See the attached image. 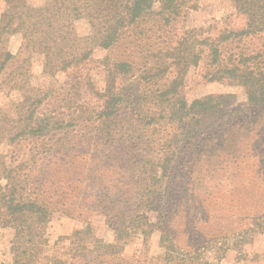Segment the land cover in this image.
I'll list each match as a JSON object with an SVG mask.
<instances>
[{
  "label": "trees",
  "instance_id": "1",
  "mask_svg": "<svg viewBox=\"0 0 264 264\" xmlns=\"http://www.w3.org/2000/svg\"><path fill=\"white\" fill-rule=\"evenodd\" d=\"M231 3L244 16L245 26L211 34L187 23L186 10H196L199 0H50L45 7L32 6L28 0H6L0 18V144L7 141L14 146L15 163L9 165L0 154V229L15 230L12 264H48L39 258L55 212L83 218L85 227L75 231L72 243L88 238L101 243L95 251L83 246L82 255H93L99 264H191L171 252L181 254L189 248L196 253L206 247L192 235L197 224L191 222V240L183 247V231L170 230L169 223L161 226L167 250L163 258L151 261L147 253L124 254L132 234L141 231L147 236L151 231L146 228L151 211L168 215L171 207L175 216L180 215L183 202L173 192L178 179L173 184L168 180L170 170L187 159L180 156L196 149L211 154L242 127L238 126L244 118L227 119L232 114L221 95L187 100L181 87L190 70L203 65L207 81L239 85L250 106L264 107V0ZM80 18L91 25L88 36L76 30ZM181 20L186 27L179 33ZM16 33H21L23 42L20 52L13 54L9 40ZM252 37L261 40L253 48L247 43ZM124 40L129 45L122 56L106 55L101 60L105 86L97 91L82 74L83 64L94 50L111 51ZM34 53L44 56L46 74L69 71L64 90L49 94L44 85L32 83ZM171 72L173 77L160 88L145 90ZM123 77L140 86L136 92L145 85L132 105L142 108L143 102L152 100L141 114L131 109L132 88L129 94L126 86H119ZM88 92L91 97L84 98ZM130 120L143 128L150 125L156 132L154 140L148 144L143 137L132 142L135 126ZM165 124L179 128L180 124L181 132L175 137L165 134L161 127ZM247 131L242 135L248 136ZM24 144L32 149L28 156L21 154ZM140 147L144 152L137 153ZM193 159L183 165L194 167L198 161ZM261 160L264 163V155ZM139 173L148 179L146 186L133 182ZM96 213L108 217L116 242L104 244L96 237L89 221Z\"/></svg>",
  "mask_w": 264,
  "mask_h": 264
},
{
  "label": "rangeland",
  "instance_id": "2",
  "mask_svg": "<svg viewBox=\"0 0 264 264\" xmlns=\"http://www.w3.org/2000/svg\"><path fill=\"white\" fill-rule=\"evenodd\" d=\"M50 0H28V3L35 7H45ZM200 6L195 9L186 10L189 16L188 25L191 27L202 26L208 29V33L217 34L224 29H240L245 26L244 16L237 14L232 7L231 0H199ZM6 8V0H0V18ZM184 19V18H183ZM75 27L80 36H88L91 33V25L85 18H80L75 22ZM179 33L185 30L184 20L178 24ZM23 38L21 33H16L10 37L9 49L13 54H18L22 46ZM261 40L255 37L248 39L247 43L258 46ZM128 41H122L111 51L96 49L91 58L83 64L82 74L88 75L92 81V86L97 91H102L105 84L103 74L100 69L101 60L109 55L111 59L119 58L124 54ZM45 58L40 53H34L31 57L30 75L33 84H42V88L49 94L61 92L67 87L69 80V71H60L54 75L44 72ZM205 69L203 65L193 67L187 75L185 85L181 87V92L189 102L203 98L208 95H221L223 106L232 114L231 121L236 117L244 118V121L238 126L240 130L236 134L226 136L224 144L219 143V149L211 154L201 153L194 150L189 153L177 155L187 156L185 160H180L179 168L170 170L171 175L168 178L170 184L176 181L174 193L180 194L179 201L182 200L180 215H174L172 208H168L169 214H159L151 211L148 214L149 224L146 228H151L147 236L141 231L132 234L129 242L124 247V254L127 256L147 253L148 258L152 260L161 259L167 254V250L162 241L161 226L170 225V230L181 232L182 246L185 241L190 242L188 238L191 234V222L197 224V230H194L200 242H205V248L196 253L187 248L179 254L172 251L171 255L180 256L185 263L191 264H264V163L261 160L264 155V107L253 108L248 104L244 89L236 84L227 81H207L203 77ZM137 75V72L134 73ZM132 74V75H134ZM131 75V74H130ZM132 75L130 77H132ZM173 73L167 77L152 84L145 89L142 84L141 91L136 92L138 86L136 83L126 82L125 77L119 79V86L127 87L129 94L130 88L134 96L129 99L134 104V97L140 92L156 90L167 81L166 78H172ZM133 78V77H132ZM136 79H139L137 76ZM160 88V87H159ZM145 89V90H144ZM15 96L18 94L14 93ZM92 94L88 92L84 98L89 99ZM149 103L143 102L141 107L148 108ZM7 107V106H6ZM132 109L135 114H141L142 111L138 105ZM246 115L249 117L246 118ZM136 120H130L134 130L132 132V142L144 140L150 143L154 140L156 132H153L149 125L146 128L142 124H135ZM217 124V123H216ZM143 126V127H140ZM177 124H165L161 127L173 135L181 132ZM244 129H247L248 136L242 135ZM148 130V131H146ZM239 133V134H238ZM245 133V132H244ZM153 137V138H152ZM175 137V136H174ZM153 144V143H152ZM155 147V146H154ZM183 149L182 146L178 149ZM29 144L21 147V154L28 156L31 152ZM137 153L144 151L143 147L136 149ZM155 147L153 151H156ZM177 150V151H178ZM14 146L4 141L0 144V154L5 157L9 165H13L15 158L13 156ZM187 151V150H184ZM197 160L195 166L188 168L183 165L189 158ZM197 158V159H195ZM120 177V176H118ZM117 178V175L114 179ZM113 180V179H112ZM116 181V180H114ZM133 182L136 185L148 184V179L142 173H139ZM169 184V183H168ZM177 204V203H176ZM179 205L175 208L176 210ZM167 216L168 219H167ZM171 217L174 218L172 221ZM89 221L93 224L94 234L104 244L116 242V232L105 214H93ZM187 222V223H186ZM181 223L184 226L179 227ZM150 226V227H149ZM185 226H188L187 229ZM217 226H221L218 229ZM85 227V222L81 217H72L62 212H55L50 218L45 232V242L40 262L48 264H99L94 256L83 257L86 250L100 248L101 243L87 239L73 244L74 233L77 229ZM200 236V237H199ZM202 236V237H201ZM84 237V236H83ZM15 238V230L12 227L0 229V264H12L14 254L12 243ZM86 238V237H84ZM188 238V240H187ZM189 251V252H188ZM96 253V252H95ZM159 264V262L157 263Z\"/></svg>",
  "mask_w": 264,
  "mask_h": 264
}]
</instances>
